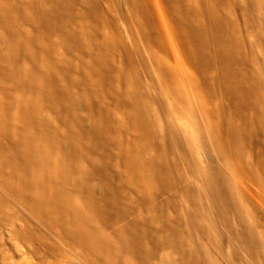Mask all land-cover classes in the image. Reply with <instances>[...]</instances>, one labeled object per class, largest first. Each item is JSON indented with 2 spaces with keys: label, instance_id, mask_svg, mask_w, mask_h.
<instances>
[{
  "label": "rangeland",
  "instance_id": "1",
  "mask_svg": "<svg viewBox=\"0 0 264 264\" xmlns=\"http://www.w3.org/2000/svg\"><path fill=\"white\" fill-rule=\"evenodd\" d=\"M20 1L14 4L13 19L17 30L28 35L35 31V23L31 18L32 8L26 9ZM200 1L75 0L78 11L87 5L95 7V11L92 10L94 16H91L94 19L77 16L71 29L85 33L91 42L90 48L108 49L116 38L122 42L123 49H119L116 42L108 49L116 78L105 88H100L92 80H85L76 68L62 74L68 82L69 94L83 97L92 115L110 119L114 124V136H118L128 146L136 143L137 133L127 124L121 101L141 95L154 107L151 109H156L160 114L158 120L152 115L157 120L156 123L153 121L157 124L155 130L160 129L157 130L159 138L156 136L157 145L154 144V148L150 146L146 156L160 154L165 159L170 172L168 184L146 201L136 191L134 181L125 176L122 158L116 157V166L111 169L112 184L121 191L122 210L121 213L112 210L117 211V214L109 211V222L102 227V236L111 237L132 224L146 231H154L152 234L157 231L159 235L162 231L159 236H163L168 224L174 223L176 230L185 229L187 257L180 258L178 253L166 245L156 244V249V245L154 248L147 242L148 248L152 246L151 249L156 251L149 254L152 264L167 261L172 264H189V260L199 257L202 251L210 253L208 264H264V255L256 252L254 246L258 237H264V102L259 109H247L245 115L242 114L244 117L238 118L217 84V66L220 63L213 61L210 66L212 70L207 71L209 66L203 71L199 70L176 10L188 8L192 12H188L191 20H203L206 17L202 12L205 6ZM214 1L220 3L221 14L229 23L228 33L241 42L242 49H235V58L238 57L240 61L242 59L241 62L251 72L261 74L263 87L260 84V89L264 92V0ZM44 3L41 2L42 11L48 5L47 8L51 9L50 3ZM138 4L148 11L150 21L137 14L135 5ZM145 23L152 26L148 28ZM0 34L8 38L1 25ZM35 40V43L30 41V44L22 42L16 50V62L26 70L30 69L32 52L43 56L47 51L44 39ZM213 42L210 41V44H215ZM74 51H69L60 42L55 43L51 53L58 61H53L54 64L62 65L68 59L75 65L79 64L80 54ZM89 59L90 55L87 54L85 61ZM64 71L67 70L64 68ZM207 74L210 76L207 77ZM205 79L210 80L207 83ZM5 82L1 77L0 84ZM25 94L17 91L13 99L19 95V98L28 96ZM54 94L58 99L64 97L58 88L54 89ZM0 97L4 98L1 92ZM19 98L14 101V105ZM25 105L28 106L29 102L26 101ZM37 112L41 118L49 117L53 120L60 130L67 129L66 118L60 117L58 111L50 106L44 105ZM158 112H150V116L153 113L158 116ZM245 116L250 119L247 117V120ZM243 120L247 124L251 122L253 130L241 132L244 154L241 159L233 154L231 140L235 133L242 130ZM36 127L34 123L27 124L24 132H34ZM84 159L83 165L86 166L88 161ZM219 184L233 190L234 198L240 195L236 197L239 201L237 205L241 206L238 205L239 212L232 210V207L226 212L213 204L212 193ZM189 194L194 197L201 218L194 217ZM154 209H157L160 218L150 223L149 215ZM203 219H206L210 227V237L202 233ZM149 260L147 258L141 264H150ZM23 263L95 264L93 255L85 247L64 236L38 213L26 209L0 184V264Z\"/></svg>",
  "mask_w": 264,
  "mask_h": 264
},
{
  "label": "bare ground",
  "instance_id": "2",
  "mask_svg": "<svg viewBox=\"0 0 264 264\" xmlns=\"http://www.w3.org/2000/svg\"><path fill=\"white\" fill-rule=\"evenodd\" d=\"M18 1L20 0H0V25L8 34V38L0 34V78L6 80L5 84H0V92L4 94V98L0 97V184L26 209L38 213L64 236L85 247L93 255L95 264H141L145 259H151V247L155 248L156 244L166 245L171 251L178 253L180 258H186L188 248L184 245L187 240L185 229L176 230L174 223L168 224L163 236H159L162 231L159 235L156 234L159 233L157 231L152 234L154 231H146L137 224L126 226L111 237L106 238L101 234L102 227L109 222V211L119 210L121 213L122 210L121 191L112 184L111 169L116 166V157L122 158L125 176L134 181L136 191L146 201L166 187L170 173L159 152L156 156H146V150L150 146L154 148L156 136L159 134L157 130H160H155L160 114L155 109L158 116L156 113L150 116L154 107L150 106L146 98L136 95L121 101L122 111L128 119L127 124L137 133L136 143L128 146L118 136H114V124L110 119L92 115L83 97L69 94V85L62 73L66 74L74 68L84 75L85 80L96 82L100 88L110 85L116 77L108 49L116 42L117 47L122 50V42L115 38L108 49L90 48L89 37L80 30L71 29V24L77 16H94L92 10L95 7H89L87 2V6L78 11L75 0L20 1L26 9L32 8L30 13L35 23V31L24 35L17 30L13 19L14 4ZM41 2L50 3L51 9L47 8L48 5L47 11L43 8L42 11ZM200 2L205 6L202 11L205 19L191 20L188 14L191 10L188 8L177 9L176 14L191 43L192 54L199 70L203 71L206 66L210 68H206L207 71L212 70L213 67L211 69L210 66L213 61L220 63L216 77L218 87L238 118H243L247 109L255 111L264 102V92L260 89L263 87L261 74L251 72L241 62L242 59L240 61L237 56L235 58V49H242V45L228 33L229 23L221 14L220 3L217 4L214 0ZM135 9L139 16L150 21L148 11L141 4L135 5ZM146 24L148 23H145L147 27L152 26ZM38 38L46 42V54L39 56L37 52H32L30 69L26 70L17 64L16 50L22 42L35 43ZM210 41H215V44L211 45ZM57 42L62 43L69 51H78L81 57L79 64L75 65L68 59L62 65H55L53 61L58 60L53 58L51 49ZM87 54L90 59L85 61ZM209 80L205 79V82L208 83ZM55 88L60 89L64 97H55ZM17 91L28 96L19 98V95L13 99ZM17 98L19 99L14 105ZM26 101L29 102L28 106L25 105ZM44 105L57 110L60 117L66 118L67 129L60 130L49 117L38 116V109ZM33 123L37 126L36 130L25 133V126ZM245 123L243 120L242 130L235 133L231 140V149L237 158L244 156L241 132L253 130L251 122L246 123V126ZM157 141L159 146V139ZM84 158L88 161L86 166L83 165ZM234 195L233 190L226 185H216L212 193L213 204L226 212L231 207L238 211V205L241 206L237 205L236 202L239 201L236 197L239 198L240 195L237 194L235 198ZM189 198L188 202L194 208V217L201 218L202 214L194 197L189 194ZM156 210L149 215L150 223L160 218ZM203 220L202 233L210 237V227L206 224L208 222ZM147 242L152 246L148 248ZM254 246L256 252L264 255L263 236L255 240ZM202 252L199 257L190 259L189 264H208L210 253ZM161 264L172 263L167 261Z\"/></svg>",
  "mask_w": 264,
  "mask_h": 264
}]
</instances>
